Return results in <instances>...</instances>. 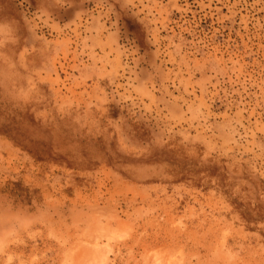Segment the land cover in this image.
<instances>
[{
    "label": "rangeland",
    "instance_id": "rangeland-1",
    "mask_svg": "<svg viewBox=\"0 0 264 264\" xmlns=\"http://www.w3.org/2000/svg\"><path fill=\"white\" fill-rule=\"evenodd\" d=\"M0 264H264V0H0Z\"/></svg>",
    "mask_w": 264,
    "mask_h": 264
}]
</instances>
